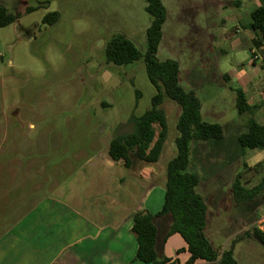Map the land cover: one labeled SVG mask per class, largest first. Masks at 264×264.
Here are the masks:
<instances>
[{"label":"rangeland","instance_id":"374dc122","mask_svg":"<svg viewBox=\"0 0 264 264\" xmlns=\"http://www.w3.org/2000/svg\"><path fill=\"white\" fill-rule=\"evenodd\" d=\"M235 1L238 0H161L166 21L156 57L160 61L176 60L180 85L201 100L203 110L212 101L221 103V113L213 117L214 121L223 124L226 130L239 131L247 116L237 113L235 95L221 75L245 63L247 51L235 49L237 36L223 44L218 37L216 41L212 39L220 18L241 11L234 7ZM0 5L21 15L16 22L0 28V174L6 178L8 173V178L12 175L15 180L20 175H30V170L22 165L28 156H35L34 151L43 143L54 145L53 151L58 150L59 155L50 158L54 162L64 158L58 163V171L69 173L76 167L74 164L91 153L107 149L118 124L112 130L109 127L126 115L123 110L126 103L133 99L137 103L140 98L135 100V90L141 94L142 103L147 101L149 106L154 88L142 62L116 67L107 64L103 56L106 42L116 34L124 35L141 52L145 51V32L150 24L145 3L0 0ZM27 8L37 9L26 13ZM53 11L59 13L58 21L54 25L42 24V18ZM235 27H238L235 22L228 21L225 30L232 33ZM101 102L108 106L103 107ZM161 108L167 117V143L174 151L179 107L165 100ZM235 133H229L225 140L214 145L191 142L190 167L201 179L196 190L204 196L209 225L219 236L252 223L248 229L264 230L261 220L264 189L253 201L241 205L235 203L232 195L231 179L239 169L232 164L237 158ZM169 159L170 153L163 148L160 163L166 164ZM4 168L7 170L3 171ZM221 168H225V173L213 185H204L205 179ZM254 173L243 167L238 172L247 188L259 183V179L250 182ZM1 189L0 193L10 191L6 183ZM36 194H41V190ZM0 199L1 234L24 204L14 209L15 198ZM238 236L244 239V231ZM259 262L264 264L263 259Z\"/></svg>","mask_w":264,"mask_h":264},{"label":"crops","instance_id":"0c3cea01","mask_svg":"<svg viewBox=\"0 0 264 264\" xmlns=\"http://www.w3.org/2000/svg\"><path fill=\"white\" fill-rule=\"evenodd\" d=\"M262 1L264 0L232 2L236 9L243 11L245 18L241 15V11L233 12L226 18H220L217 21V32L212 39L216 41L218 37L222 41L220 44H223L225 40L237 36L235 49H246L248 55L246 62L239 64L233 72L223 73L221 76L222 79L226 76L227 87L243 92L248 105L257 106L253 118L259 125L264 126V76H262L264 58H261L264 44L258 48L253 46V40L258 37L251 29L250 18L251 12L259 7ZM228 21H233L238 26L232 33L225 30ZM207 35L210 36L208 33ZM252 48L256 50L260 58L253 65H249ZM155 93L154 89L149 96V106L147 101L142 103L141 94L137 103L134 99L133 102L126 103L123 107L126 115L109 128L114 129L113 127L127 120L131 114L140 117L150 108V101ZM199 101L201 104L200 99ZM221 107V103L212 101L203 110L201 104L200 112L203 120L208 119L222 125L224 136L221 140L201 141L200 145L217 144L216 142L225 140L229 133L234 134L237 131L226 130L223 124L214 121L213 117L221 113ZM244 126L245 123L234 135L237 158L232 164H234L233 167L239 168L236 176L240 177V181L241 175H238V172L243 167L255 172L250 182L259 179L260 183L264 171L260 170L257 173L256 167L264 161V148L241 149L238 136L244 131ZM99 132L103 133L101 130ZM53 146L52 143H43L37 149L35 145H32L36 148L35 156L31 157L32 159L28 156L22 165L26 170H30V175H20L15 180L12 175L8 178V173L6 178H3L2 173L0 174V187L4 189V183H6L10 188L8 192L0 193V198H15L12 203L15 206L14 209L17 205L22 207L24 204V208L16 211V216L0 234V264H147L135 260L137 242L131 232L132 218L134 213L146 212L155 215L162 208L166 166L175 155V150L173 151L171 145L167 143V138L163 148L170 153V159L166 164L160 163V154L158 161L152 164L143 163L133 157L127 168L123 161L110 159L106 149L93 152L81 162L74 164L76 167L69 173L58 171V163L64 161V158L57 162L50 158L59 155L58 150L53 151ZM192 146L191 143L190 152ZM6 170V168L3 169V171ZM224 171L225 168H221L211 173L207 180L205 179L204 185H213L225 173ZM188 172L196 173L190 167V156ZM236 176L232 177L230 186ZM200 180L199 178V182ZM242 187L252 189L243 184ZM196 188L195 191L198 193ZM39 190L41 194L37 195L36 192ZM199 195L206 206L204 234L221 255L232 239L241 232H245L253 223L239 229L242 226L240 223L237 232L227 235L215 234L208 222L207 203L204 196ZM261 218L264 222V215ZM170 223L169 217L155 220L159 242L164 239ZM162 251L163 256L169 260L176 261L178 264H188L190 253L179 234L167 236L164 239ZM233 254L236 264H261L259 259L264 260V247L255 240L245 237L235 244ZM193 264H206V262L196 260Z\"/></svg>","mask_w":264,"mask_h":264},{"label":"trees","instance_id":"16d2710c","mask_svg":"<svg viewBox=\"0 0 264 264\" xmlns=\"http://www.w3.org/2000/svg\"><path fill=\"white\" fill-rule=\"evenodd\" d=\"M143 1L145 12L150 17V24L145 32V51L141 52L124 35L116 34L106 42L103 56L107 64L116 67L141 61L147 79L156 93L151 98L150 108L140 117L131 114L126 122L118 124L113 138L108 143L107 155L113 161H123L127 168L133 157L143 163H156L168 135L167 117L161 108L163 102L170 100L177 104L179 115L175 125V155L166 166L162 208L155 215L146 212L133 214L131 232L137 242L135 260L147 264H178L164 257L162 249L167 236L179 234L190 253L188 264H193L196 260H202L206 264H236L233 249L241 237H235L221 255L212 246L204 234L206 206L203 198L195 191L199 176L188 172L191 142L221 140L224 136L223 127L218 123L203 120L198 97L180 85L179 63L171 59H157L162 26L166 21V9L161 0ZM36 9L27 8L26 13ZM20 16L19 13H11L0 5V28L16 22ZM250 18L251 29L258 37L252 44L258 48L264 44V1L251 12ZM58 19V12H49L42 18V24L54 25ZM223 79L226 81V76H223ZM228 88L235 95L237 113L247 116L244 131L238 136L241 149H263L264 126L259 125L253 118L257 106L248 105L241 90ZM139 97L140 93L135 90V100ZM101 105L108 106L104 102H101ZM256 170L264 171V161ZM231 188L236 204L248 203L264 189V175L260 183L252 189L243 188L240 177L236 176ZM162 217H169L171 223L164 239L159 242L155 220ZM244 237L251 238L264 247V230L251 227L244 232Z\"/></svg>","mask_w":264,"mask_h":264},{"label":"built area","instance_id":"2783aa9c","mask_svg":"<svg viewBox=\"0 0 264 264\" xmlns=\"http://www.w3.org/2000/svg\"><path fill=\"white\" fill-rule=\"evenodd\" d=\"M259 58L260 57L258 56L256 50L252 48L250 50V56H249L248 64L253 65L255 63V61H257ZM261 58H264V52H263V55L261 56ZM262 72L264 73V69L262 70Z\"/></svg>","mask_w":264,"mask_h":264}]
</instances>
